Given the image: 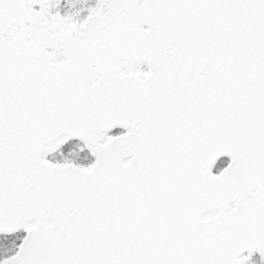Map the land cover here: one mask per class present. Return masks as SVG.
I'll use <instances>...</instances> for the list:
<instances>
[{"label":"snow or ice","instance_id":"6c2138e0","mask_svg":"<svg viewBox=\"0 0 264 264\" xmlns=\"http://www.w3.org/2000/svg\"><path fill=\"white\" fill-rule=\"evenodd\" d=\"M0 264H264V0H0Z\"/></svg>","mask_w":264,"mask_h":264}]
</instances>
